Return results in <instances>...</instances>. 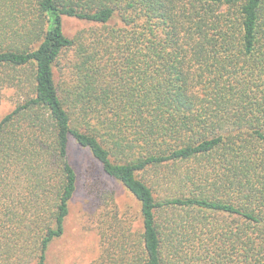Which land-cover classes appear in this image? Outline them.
<instances>
[{"label": "trees", "instance_id": "trees-1", "mask_svg": "<svg viewBox=\"0 0 264 264\" xmlns=\"http://www.w3.org/2000/svg\"><path fill=\"white\" fill-rule=\"evenodd\" d=\"M8 89L0 264L63 235L70 141L139 206L136 239L107 212L91 264H264V0H0Z\"/></svg>", "mask_w": 264, "mask_h": 264}, {"label": "rangeland", "instance_id": "rangeland-1", "mask_svg": "<svg viewBox=\"0 0 264 264\" xmlns=\"http://www.w3.org/2000/svg\"><path fill=\"white\" fill-rule=\"evenodd\" d=\"M89 27L84 21L66 19L63 29L67 37L73 38ZM71 57L68 53L65 60L55 68L57 82L70 75L68 60ZM21 97V93L11 89L2 92L0 120L13 110ZM68 157L77 176V187L69 204L64 233L50 244L45 264H91L99 259L102 244L98 231L100 227L111 231V215L107 213L111 210L116 212L118 220L126 223V229H129L133 239L140 234L139 206L132 196L118 182L104 175L101 166L90 153L73 141L69 144Z\"/></svg>", "mask_w": 264, "mask_h": 264}]
</instances>
